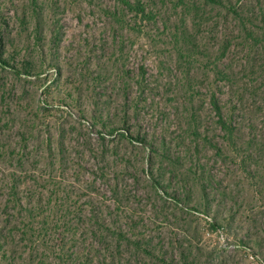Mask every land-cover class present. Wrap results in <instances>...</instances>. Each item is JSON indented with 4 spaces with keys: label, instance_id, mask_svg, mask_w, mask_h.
<instances>
[{
    "label": "rangeland",
    "instance_id": "obj_1",
    "mask_svg": "<svg viewBox=\"0 0 264 264\" xmlns=\"http://www.w3.org/2000/svg\"><path fill=\"white\" fill-rule=\"evenodd\" d=\"M140 1L145 22L121 0H0V184L25 151L63 211L118 214L158 264H264V18Z\"/></svg>",
    "mask_w": 264,
    "mask_h": 264
},
{
    "label": "trees",
    "instance_id": "obj_2",
    "mask_svg": "<svg viewBox=\"0 0 264 264\" xmlns=\"http://www.w3.org/2000/svg\"><path fill=\"white\" fill-rule=\"evenodd\" d=\"M207 1L215 6L227 8L229 16L234 17L239 25L248 28V34L255 31L256 22H259L261 17L264 18L262 0ZM121 2L127 3L126 6L129 7L134 20H150L146 5L140 0ZM134 29L133 27L132 30ZM224 50H227V47ZM218 94V91L213 92L210 99L212 110L218 118L216 124L225 133L228 146L238 149L237 133L240 129L235 119L237 113L235 110L226 113ZM126 137L129 138V135ZM131 141L133 142L132 138ZM29 161V154L23 151L17 166L0 184V264L158 262L156 252L138 240L139 233L132 231L128 224L117 226L112 218L118 214L107 215L104 211H99L93 214L80 212L81 214L71 215L63 211L67 198L53 199L55 193L51 191V181L37 176L33 167H27ZM56 184L59 190L63 188L62 183ZM131 250L134 251V259L130 256L133 253ZM147 258H152L153 262L147 261Z\"/></svg>",
    "mask_w": 264,
    "mask_h": 264
}]
</instances>
